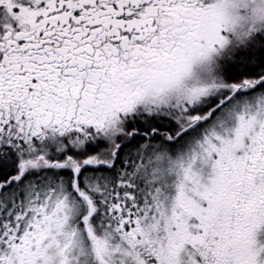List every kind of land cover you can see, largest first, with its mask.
Here are the masks:
<instances>
[{"label":"snow or ice","instance_id":"6c2138e0","mask_svg":"<svg viewBox=\"0 0 264 264\" xmlns=\"http://www.w3.org/2000/svg\"><path fill=\"white\" fill-rule=\"evenodd\" d=\"M0 264H264V0H0Z\"/></svg>","mask_w":264,"mask_h":264}]
</instances>
